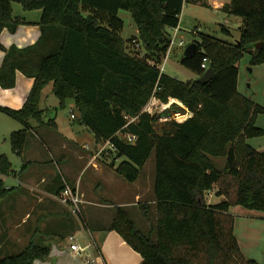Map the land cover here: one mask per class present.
I'll return each mask as SVG.
<instances>
[{
  "label": "trees",
  "instance_id": "1",
  "mask_svg": "<svg viewBox=\"0 0 264 264\" xmlns=\"http://www.w3.org/2000/svg\"><path fill=\"white\" fill-rule=\"evenodd\" d=\"M13 2L26 10L42 9V34L32 45L6 49L2 85H15L16 69L35 82L21 109H0L25 123L34 119L52 125L40 107L43 90L52 82L59 107L72 99L75 118L97 140H111L113 159H121L116 171L125 179L136 181L155 152L156 212L148 232L120 206L106 229L117 230L141 253L140 264H260L244 255L230 209L243 205L264 211V154L248 142L264 134L256 125L264 108L238 90V64L245 52L251 53L252 64L264 62V0H231L227 6L244 21L237 42L204 35L196 40L197 51L182 57L198 76L207 70L202 67L207 58L215 70L207 82L183 81L159 68L184 0H0V36L23 23L13 15ZM120 10L131 12L137 26V35L128 40L121 35ZM142 47L146 56L135 51ZM153 96L164 103L178 99L188 117L172 119L157 131L162 115L144 111ZM127 134L136 139L128 141ZM27 136V128L12 132L14 151L24 147ZM212 157L225 158L224 166ZM15 173L9 157L0 154V201L9 191L4 178ZM215 184L224 199L209 204L205 192ZM152 206L141 204L147 219ZM83 221L88 228L85 215ZM49 253V244L32 240L20 252L0 256V264H33Z\"/></svg>",
  "mask_w": 264,
  "mask_h": 264
},
{
  "label": "crops",
  "instance_id": "2",
  "mask_svg": "<svg viewBox=\"0 0 264 264\" xmlns=\"http://www.w3.org/2000/svg\"><path fill=\"white\" fill-rule=\"evenodd\" d=\"M227 2L214 0L218 8ZM39 17L18 16L23 23L15 32L9 28L2 31L0 42L4 48H0V69L6 49L13 45L24 48L40 38L42 28ZM223 29L229 30L226 27ZM34 82L35 77L16 69L13 87H4L0 81V107L21 109ZM53 95V83L50 82L43 90L40 107L47 120H54L52 125L34 119L25 123L0 109V141L14 131L28 129L24 147L19 152L15 151L19 166L13 167L16 173L10 177L17 182L6 183L9 191L0 201V256L18 253L30 241L41 240L50 245V253L46 259H37L33 264H85L88 258L93 260L90 264H140L143 260L141 253L117 230H107L106 227L117 211L112 209L108 200L114 198L116 205L122 207L140 203L142 190L122 188V175L116 171L114 152L110 149V154L99 153L95 148L103 146L106 141L97 140L87 126L60 128L58 115L51 113L59 105V99L57 102ZM73 111L76 112L75 106ZM65 181L79 188L86 197L84 215L88 224L87 237L69 209L57 198V192ZM132 192L134 197H124ZM149 202L153 205L150 209V214H153L154 201ZM147 226L146 223V233L149 230ZM70 235H74L82 246L89 238L93 250L86 249L76 255L70 246Z\"/></svg>",
  "mask_w": 264,
  "mask_h": 264
},
{
  "label": "rangeland",
  "instance_id": "3",
  "mask_svg": "<svg viewBox=\"0 0 264 264\" xmlns=\"http://www.w3.org/2000/svg\"><path fill=\"white\" fill-rule=\"evenodd\" d=\"M227 1V4H224L221 8H218L215 6L214 0H184L182 12L180 14V30L176 36V42L183 40L184 45L180 46L177 43L173 45L165 64V73L183 81L192 79L195 80L198 77L197 73L184 66L181 63V59L184 55L185 48L191 42L200 39L204 35L214 36L218 39L226 40L232 43L238 41L241 34L240 26L244 21L241 16L233 15L229 12L227 6L230 5L231 0ZM42 13V9L26 10L21 3L13 2V15L15 17L19 16L33 18L40 16L38 18L40 19ZM119 16L124 20V28L121 31L122 37L128 40L133 35H137V26L131 12L127 10H120ZM223 27L229 29V32L224 30ZM169 32L171 36L174 35V29H170ZM133 49L134 47L130 46V50ZM135 51L140 56H146V52L143 47ZM251 58V53L245 52L238 64V90L240 93L251 98L264 108V62L252 64ZM164 59L165 57L163 60ZM53 96V98H56L58 102L56 95ZM175 101L184 105L178 99ZM175 101L172 99H170L167 103L162 101H151V103L149 102L145 108V110H147V108L149 110L151 109L153 114L157 113L162 115L155 124L157 131L161 132L162 127L172 119L181 121L188 117L187 113H183L180 110H167L168 107H170ZM74 106V101L72 99H68L64 107H59L58 105L56 108L52 109L51 113L58 115V119L61 121V129L65 128L66 126L76 129L81 127L82 124L77 118H71ZM256 125L264 129V112L258 115ZM248 142L259 151H264V134L249 138ZM103 146H105L104 151L101 150ZM103 146L97 147L95 149L98 150L99 153L101 152L102 154H110V146L106 143ZM0 153L7 154V156L11 158L13 167L19 166V158L16 156L17 153L12 148L10 136L5 140L0 141ZM212 158L218 167L222 168L224 166L226 161L225 158ZM116 161L119 163L121 159H117ZM4 180L8 185L15 183L14 181H16L12 177H5ZM154 181L155 152H153L147 160L141 171V175L136 181H128L122 176V188L130 189L132 191L134 188H136L137 191L142 190V192L140 198L138 197L140 203H134L132 205H124L123 207H120L130 212L132 217L137 222L139 228L145 233L146 223L148 224L147 227L150 228V222L152 219L154 220L156 206H154L155 210L153 209V214H150L149 219L146 218V220L142 213L141 204L154 201ZM218 190L219 185L215 184L212 189L206 191V201L209 200L210 203L222 201L224 196L222 198L218 197L222 196L217 194ZM79 191L82 192L80 189ZM125 195L126 196L124 197L128 198L134 197L133 192L132 194ZM108 201H110L109 203L112 205V209L116 211L119 207V205H116V200L113 198V200ZM230 212H232L235 217V234L240 242L244 255L249 259H256L260 264H264V211L250 209L244 207L243 205H234L231 207Z\"/></svg>",
  "mask_w": 264,
  "mask_h": 264
},
{
  "label": "built area",
  "instance_id": "4",
  "mask_svg": "<svg viewBox=\"0 0 264 264\" xmlns=\"http://www.w3.org/2000/svg\"><path fill=\"white\" fill-rule=\"evenodd\" d=\"M173 29H174V35L171 36L170 46H169L168 51H167V53L165 55V59L163 60V62H161L159 64V68H160V70L162 72H164L165 64H166V61H167V58H168V54L171 51L173 45L175 43H177L180 46L184 45L183 40H180L179 42H176V36H177V34H178L179 30H180L179 26L175 27ZM202 67L204 69L208 68V59L207 58H204L203 63H202ZM151 101H160V100L157 99L155 96H153L150 99L149 102L151 103ZM149 102H148V104H149ZM147 105L145 106V108L147 107ZM145 108H144V111L152 113L151 109L149 110L147 108V110H145ZM76 115H77L76 112L72 111L71 116L73 118H75ZM135 119H136V117H133V118L130 119V121H133ZM126 137H127L128 141H131V142L136 139V135H134V134H127ZM105 143L110 146V149H112V150L115 149V146L111 142V140H107ZM101 150L104 151L105 150V146ZM57 198L62 204H64L69 209L71 214L74 216L76 221L79 223L80 228H82V230L85 232V236L87 237L88 229L85 227V224H84V221H83V218H84V204L87 202V200L85 199V195L82 192L79 191V188H77V187L73 188L71 185L66 184L64 189H63V191L61 192V194L57 195ZM69 240L71 242L70 246H71L73 252L76 255H79L82 251H84L86 249L93 250V243L89 240V238H87L86 244L84 246H82L80 243L77 242V238L74 235H70L69 236ZM92 261L93 260L88 258V261L85 262V264H90Z\"/></svg>",
  "mask_w": 264,
  "mask_h": 264
},
{
  "label": "water",
  "instance_id": "5",
  "mask_svg": "<svg viewBox=\"0 0 264 264\" xmlns=\"http://www.w3.org/2000/svg\"><path fill=\"white\" fill-rule=\"evenodd\" d=\"M262 46V42H260L259 44H255V47L256 48H260ZM198 49V43L196 41H193L191 42L186 48H185V51H184V55L183 57H189V56H192ZM215 75V70L213 69V67H208L207 70L200 76H198L195 80V81H198V82H207L209 81L210 79H212ZM180 110L181 112L183 113H186L187 112V108L185 106H183L182 104H179L177 101L173 102V104L168 107V111L170 110ZM78 114L80 115V113L78 112ZM264 154V151L262 152Z\"/></svg>",
  "mask_w": 264,
  "mask_h": 264
}]
</instances>
